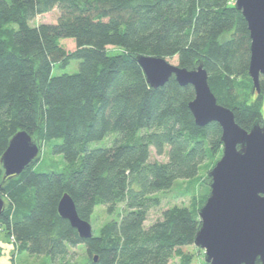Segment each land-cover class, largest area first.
Segmentation results:
<instances>
[{
    "label": "trees",
    "instance_id": "1",
    "mask_svg": "<svg viewBox=\"0 0 264 264\" xmlns=\"http://www.w3.org/2000/svg\"><path fill=\"white\" fill-rule=\"evenodd\" d=\"M234 3L0 0V158L19 131L39 152L48 145L63 158L60 171H37L38 157L14 176H5L0 163V227L14 246L12 264H32L20 262L21 253L50 260L39 264H169L173 257L190 264L181 248L194 245L209 177L205 196L144 223L160 205L158 192L195 180L207 162L215 165L222 130L196 125L192 86L171 76L153 88L135 58H163L187 70L202 64L217 103L240 128L264 124V77L257 93L248 75L247 23ZM53 8L55 23L29 25ZM72 60L77 72L53 74ZM110 134L116 138L109 146L91 147ZM151 148L166 161L150 162ZM65 194L86 222L98 205L109 215L122 208L97 236L81 239L58 214ZM80 245L84 261L73 260L70 248Z\"/></svg>",
    "mask_w": 264,
    "mask_h": 264
},
{
    "label": "water",
    "instance_id": "2",
    "mask_svg": "<svg viewBox=\"0 0 264 264\" xmlns=\"http://www.w3.org/2000/svg\"><path fill=\"white\" fill-rule=\"evenodd\" d=\"M234 6L247 23L248 75L259 93V77H264V0H235ZM135 59L153 88L163 86L171 76L181 86H192L195 95L188 106L196 125L217 123L222 130V156L208 174L210 193L198 211L201 226L194 240L204 251L205 263L264 264V124L256 122L248 131L240 128L233 113L217 103L202 64L187 70L163 58L141 55ZM38 157L37 143L19 131L9 140L0 163L5 176H14ZM4 208L0 196V216ZM58 214L81 239L92 237L89 222L78 217L66 194L59 201Z\"/></svg>",
    "mask_w": 264,
    "mask_h": 264
},
{
    "label": "rangeland",
    "instance_id": "3",
    "mask_svg": "<svg viewBox=\"0 0 264 264\" xmlns=\"http://www.w3.org/2000/svg\"><path fill=\"white\" fill-rule=\"evenodd\" d=\"M59 17V11L57 8H53L52 10L40 14L36 16L34 19L29 21V25L35 27L39 24L43 23H55L57 18ZM67 42V41H63ZM62 42V43H63ZM108 50L114 51L115 48L109 47ZM171 63V62H169ZM172 64V63H171ZM78 70V61L72 60L70 64L64 68L59 69L58 66H55L53 69L54 75L59 74H72L77 72ZM264 118V116H263ZM116 138V134H110L105 137L103 140L99 142L91 143V147H105L109 146ZM56 141L54 140L53 143ZM222 156V149L216 157V161L220 159ZM165 162L166 156L165 154L162 156L156 155L153 148L150 149V162ZM38 164L36 165V170L41 171H60L63 164L62 156H54L50 153L49 146H43L39 152V158L37 160ZM213 162H207L201 167L199 171V177L193 181H181L177 180L173 183L172 187L169 190L158 192L156 196L160 200V205L157 208H154L149 211L147 219L144 225L147 227L152 222L156 221L161 217V213L163 210L172 207V206H184L188 207L191 205L194 197L200 198L205 196L206 192L209 191L205 187L204 180L208 178L209 172L214 167L212 165ZM216 164V163H215ZM213 166V167H212ZM210 189V188H209ZM210 193V192H209ZM209 196V195H208ZM122 205H117L116 211L113 215H109L106 211V207L103 205H98L94 208L93 213L90 217L89 224L91 226V231L93 236H97L99 233V229L108 221L112 219H116L117 215L120 213ZM182 252L190 257V264H205V254L204 251L197 248L195 245H187L181 248ZM14 252V246L11 243V239L5 236L2 228L0 227V264H12V258ZM71 258L73 260L84 261V248L82 245L70 248ZM28 257L31 259H28ZM20 262H32V264H39L42 262H49V258L46 256H29L26 253H21L19 256ZM12 261V262H11ZM169 264H179V260L176 258H172Z\"/></svg>",
    "mask_w": 264,
    "mask_h": 264
},
{
    "label": "built area",
    "instance_id": "4",
    "mask_svg": "<svg viewBox=\"0 0 264 264\" xmlns=\"http://www.w3.org/2000/svg\"><path fill=\"white\" fill-rule=\"evenodd\" d=\"M12 241V240H11Z\"/></svg>",
    "mask_w": 264,
    "mask_h": 264
},
{
    "label": "crops",
    "instance_id": "5",
    "mask_svg": "<svg viewBox=\"0 0 264 264\" xmlns=\"http://www.w3.org/2000/svg\"><path fill=\"white\" fill-rule=\"evenodd\" d=\"M18 258V257H17Z\"/></svg>",
    "mask_w": 264,
    "mask_h": 264
}]
</instances>
